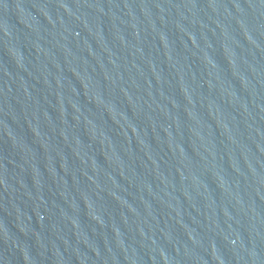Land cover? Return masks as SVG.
<instances>
[{"label": "water", "instance_id": "water-1", "mask_svg": "<svg viewBox=\"0 0 264 264\" xmlns=\"http://www.w3.org/2000/svg\"><path fill=\"white\" fill-rule=\"evenodd\" d=\"M0 264H264V0H0Z\"/></svg>", "mask_w": 264, "mask_h": 264}]
</instances>
